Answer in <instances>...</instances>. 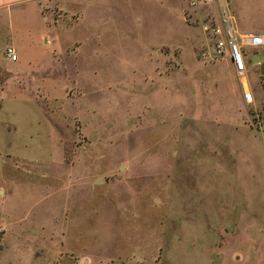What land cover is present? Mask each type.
<instances>
[{
  "label": "rangeland",
  "instance_id": "1",
  "mask_svg": "<svg viewBox=\"0 0 264 264\" xmlns=\"http://www.w3.org/2000/svg\"><path fill=\"white\" fill-rule=\"evenodd\" d=\"M68 4H42L53 41L0 17V57L36 44L0 73V264H264V97L222 89L208 7Z\"/></svg>",
  "mask_w": 264,
  "mask_h": 264
},
{
  "label": "crops",
  "instance_id": "2",
  "mask_svg": "<svg viewBox=\"0 0 264 264\" xmlns=\"http://www.w3.org/2000/svg\"><path fill=\"white\" fill-rule=\"evenodd\" d=\"M53 1H59V3L63 7H66L67 5H69L68 2L71 0ZM43 3L44 0H0V17L2 15H7L8 13H10V15L16 16L30 15L33 19L34 24H37L36 27L38 35H40V37H42L44 41H53L55 25L54 23L49 22L47 16L42 12ZM212 7L214 8L215 6ZM236 14V21L241 31L252 33L264 32V10L262 8L249 5L245 6V9L237 10ZM12 46H14L17 52V59L11 60L7 58V56L0 57V73L8 72V67L19 70L23 66H25L26 57L36 55L35 43H25L21 40H18L13 43ZM76 50H78V48ZM259 51H261L264 55V44L247 45L243 47L246 68L245 79L247 81V88L249 91H251V94L253 96L252 101H246L239 80L238 82H235L233 81V79H230L228 80V82H226V77H222V89L225 92L228 87V89H230L233 93V96L240 107L253 106L257 108L262 104V99L264 97V86L260 81V78L264 76V67H262V62L259 61V58L257 56V53H259ZM219 60H221L220 64L222 65L220 66L224 69V74H236L235 68L228 56L223 57ZM1 77H3V75ZM46 78L47 77L44 76V79ZM238 78L239 77H237V79ZM5 84L6 80L0 79V90H4ZM229 115V118L233 120H237L239 122L241 120L244 121L245 114L240 110V108H238L236 112H232Z\"/></svg>",
  "mask_w": 264,
  "mask_h": 264
},
{
  "label": "built area",
  "instance_id": "3",
  "mask_svg": "<svg viewBox=\"0 0 264 264\" xmlns=\"http://www.w3.org/2000/svg\"><path fill=\"white\" fill-rule=\"evenodd\" d=\"M192 8V13L201 7H208L204 15L200 16V27L207 35L212 44L210 56L213 58H223L228 56L235 68L236 75L239 77L240 85L246 101H252L251 91L247 88L245 79V56L243 47L247 45L264 44V32H240L236 26V19L229 0H186ZM214 8L212 7V3ZM195 16V15H194ZM6 56L17 59V52L12 45L5 48ZM2 227L0 226V232Z\"/></svg>",
  "mask_w": 264,
  "mask_h": 264
},
{
  "label": "water",
  "instance_id": "4",
  "mask_svg": "<svg viewBox=\"0 0 264 264\" xmlns=\"http://www.w3.org/2000/svg\"><path fill=\"white\" fill-rule=\"evenodd\" d=\"M257 56L259 58V61L262 62V67H264V55L262 54L261 51H259V53H257Z\"/></svg>",
  "mask_w": 264,
  "mask_h": 264
}]
</instances>
